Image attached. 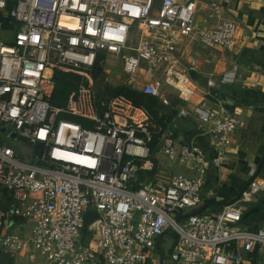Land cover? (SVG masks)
Returning <instances> with one entry per match:
<instances>
[{
  "label": "built area",
  "instance_id": "built-area-1",
  "mask_svg": "<svg viewBox=\"0 0 264 264\" xmlns=\"http://www.w3.org/2000/svg\"><path fill=\"white\" fill-rule=\"evenodd\" d=\"M9 1L0 0V250L31 247L45 264H145L172 231L173 264H249L264 255V229L242 220L264 192V177L249 171L238 199L216 213L197 211L206 171L220 164L237 130L224 107L193 108L215 153L208 160L125 95L108 97L100 112L89 87L72 91L63 106L51 101L57 68L91 79L110 57H122V86L166 104L163 88L187 83V61L197 67L187 60V40L231 51L234 23L196 28V0ZM236 70L207 86L232 83ZM8 131L33 148L31 160L6 144ZM154 137L159 154L194 174L158 169ZM15 220L23 224L16 229L31 224L30 237L13 231Z\"/></svg>",
  "mask_w": 264,
  "mask_h": 264
},
{
  "label": "crops",
  "instance_id": "crops-1",
  "mask_svg": "<svg viewBox=\"0 0 264 264\" xmlns=\"http://www.w3.org/2000/svg\"><path fill=\"white\" fill-rule=\"evenodd\" d=\"M214 7H217L214 18L207 20L206 15L212 13ZM224 21L236 26L233 49H207L195 40H187V60H194L197 67L189 70L187 61V83L172 88L175 94L171 96L166 92L169 86H165L162 94L166 104L158 101V116H162L164 128L172 132L176 143H185L183 132H198L190 145L200 147L208 160L215 153L203 135V126L193 114V108L201 102L215 109L224 107L237 120L231 143L219 155L220 164L210 165L203 178L202 203L197 211L209 214L235 200L251 179L249 171L253 170L258 178L264 177V163L260 165L264 156V0H196V28L216 27ZM234 67L237 70L232 83L217 84L214 88L207 86L208 79L218 82ZM179 109L186 110L189 116L177 117ZM155 152L156 148L152 150ZM153 162L160 169L159 161L156 163L153 159ZM186 171L188 176L194 174ZM253 208H259V211L243 221V225L264 229V192L250 209ZM17 223L20 224L15 220L13 231L21 228L16 229ZM164 238L148 252L145 264H173L169 254L174 242L168 243L165 257L160 246ZM33 254L31 247L18 253L0 250V264H40ZM260 258L254 256L249 264L259 263Z\"/></svg>",
  "mask_w": 264,
  "mask_h": 264
},
{
  "label": "rangeland",
  "instance_id": "rangeland-1",
  "mask_svg": "<svg viewBox=\"0 0 264 264\" xmlns=\"http://www.w3.org/2000/svg\"><path fill=\"white\" fill-rule=\"evenodd\" d=\"M121 63L122 57H120L118 61H115L113 57H110L108 63L103 68L101 73L94 75L91 79H87L85 76L79 74L78 72L70 71L64 68H57L55 70L56 75L54 78L58 86L56 94H54V99L56 98L59 100H56L58 102H55V104L57 106H63L66 103L68 95L72 91H76L80 87H89L93 90L95 94L97 104L103 105L112 93V89L117 88L118 86H122L125 81V77L121 72ZM166 92L170 96L175 94V91L171 87H167ZM5 136L6 137H4L3 140L6 142L7 145L18 149L20 155L24 159L28 158L29 160H31L33 152V148L31 146L26 144L24 140L17 138L13 132L9 133L8 131ZM0 137H3V134H0ZM150 148L151 150H153L154 148L158 150L157 137H154V141L150 144ZM152 157L154 161H156V163L157 161H159L160 170L166 174H187V171L183 168L184 166L178 164L177 162L167 161L162 154L155 152L152 153ZM30 227L31 224L27 223L22 226L19 230H15V233L30 237ZM175 239L176 236L172 231H169L165 234V238L163 239L160 245L165 257L168 254V243L172 244ZM33 255L36 257L37 261H41L40 264H45V258L41 252L34 251ZM261 257L262 258L259 259V263L257 262V264H264V255H261Z\"/></svg>",
  "mask_w": 264,
  "mask_h": 264
},
{
  "label": "trees",
  "instance_id": "trees-1",
  "mask_svg": "<svg viewBox=\"0 0 264 264\" xmlns=\"http://www.w3.org/2000/svg\"><path fill=\"white\" fill-rule=\"evenodd\" d=\"M11 0L8 2V7L11 6ZM55 72L54 71V74H53V81H54V91H53V94H52V103L55 104V102H58L56 100H59V99H54V94H56V90H57V82L55 80ZM115 95H125L127 98H129L134 105L136 106H139V107H142L143 109H145L152 117V121L153 123H155L156 125H161L162 127H164V123H163V118L162 116H158V109H160V106L158 104V99L153 97V96H148V95H145L141 92H137V91H134L130 88H127V87H124V86H118L117 88H113L112 89V93L110 94L109 97L111 96H115ZM56 105V104H55ZM60 106V105H58ZM104 107V104H97V109L98 111L100 112ZM142 179V178H140ZM90 221L86 218L85 220V225L87 226L88 223Z\"/></svg>",
  "mask_w": 264,
  "mask_h": 264
},
{
  "label": "water",
  "instance_id": "water-1",
  "mask_svg": "<svg viewBox=\"0 0 264 264\" xmlns=\"http://www.w3.org/2000/svg\"><path fill=\"white\" fill-rule=\"evenodd\" d=\"M99 72H100V68H97V70H96V74H99ZM2 131H4V130L2 129ZM197 133H198V132H196V131H194V130L183 132V139H184V142H185L186 144L190 145V144H191V140L193 139V137H194ZM35 150H36L37 152L40 153V152H41V146H39V145H38V146H35ZM263 163H264V156H263V158H262V161H261V164H260V165H262ZM250 183H251V179H250V180L246 183V185L242 188V190L239 192V194H238V196L235 198V200L239 198V195L242 193V191H243V190H244V189H245ZM235 200H233V201H235ZM233 201H232V202H233ZM258 211H259V208H253V209L248 210V211L244 214L242 220H243V221L248 220V218H249L251 215L257 213ZM159 242H160V240L157 242L156 246L159 245Z\"/></svg>",
  "mask_w": 264,
  "mask_h": 264
}]
</instances>
